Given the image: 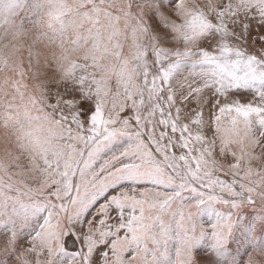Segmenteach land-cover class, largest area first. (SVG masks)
I'll list each match as a JSON object with an SVG mask.
<instances>
[{"label": "snow or ice", "instance_id": "obj_1", "mask_svg": "<svg viewBox=\"0 0 264 264\" xmlns=\"http://www.w3.org/2000/svg\"><path fill=\"white\" fill-rule=\"evenodd\" d=\"M0 264H264V0H0Z\"/></svg>", "mask_w": 264, "mask_h": 264}]
</instances>
